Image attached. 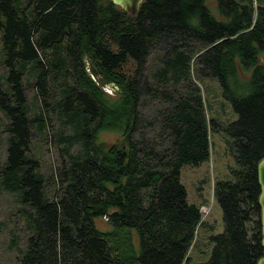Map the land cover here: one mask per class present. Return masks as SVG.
I'll return each instance as SVG.
<instances>
[{
  "label": "trees",
  "instance_id": "1",
  "mask_svg": "<svg viewBox=\"0 0 264 264\" xmlns=\"http://www.w3.org/2000/svg\"><path fill=\"white\" fill-rule=\"evenodd\" d=\"M207 1L143 0L126 14L112 0H0V190L19 205L16 264H190L204 221L181 169L208 160L218 133L196 85L210 78L237 115L221 128L236 169L214 186L224 230L196 264L258 263L264 6L215 0L216 17ZM54 121L62 155L45 173L30 150Z\"/></svg>",
  "mask_w": 264,
  "mask_h": 264
},
{
  "label": "rangeland",
  "instance_id": "2",
  "mask_svg": "<svg viewBox=\"0 0 264 264\" xmlns=\"http://www.w3.org/2000/svg\"><path fill=\"white\" fill-rule=\"evenodd\" d=\"M258 1V5H257ZM245 4L243 0H237ZM253 7L264 6V0H253ZM207 6L211 12L218 17L215 0H208ZM156 53H152L147 59L145 72H152L156 61ZM260 63L264 65V54L260 57ZM0 71L1 51H0ZM196 85L204 98V108L207 117L216 119L218 122V133H210V156L208 160L197 166L184 165L181 169V183L186 190L187 202L200 208L204 224L198 229L193 247L189 252V263H203L209 260L212 252L210 237L221 234L224 230L222 212L213 198V189L219 181L232 179L231 170L236 169L233 151V139L221 128L237 119L231 105L223 98L219 82L214 79L196 80ZM34 81H26L24 92L35 111L34 99L36 91L33 88ZM110 91L109 86L106 87ZM37 104H39L37 102ZM148 109L143 110L147 114ZM56 122L48 123L46 136L37 135L33 139L31 154L39 160L42 170L50 173L59 166L62 151L61 144L57 141L55 134ZM117 138L114 134H101L100 139L112 143ZM5 159V139L0 135V161ZM16 199L0 190V264H16L18 255L17 248L23 244V233L16 217ZM96 228L101 232H107L111 227L104 220L95 221Z\"/></svg>",
  "mask_w": 264,
  "mask_h": 264
},
{
  "label": "water",
  "instance_id": "3",
  "mask_svg": "<svg viewBox=\"0 0 264 264\" xmlns=\"http://www.w3.org/2000/svg\"><path fill=\"white\" fill-rule=\"evenodd\" d=\"M126 14H134L139 10L143 0H112ZM258 182L260 185L259 205L261 208V231L263 254L257 264H264V158L257 165Z\"/></svg>",
  "mask_w": 264,
  "mask_h": 264
}]
</instances>
